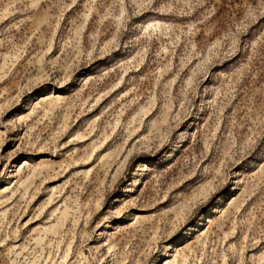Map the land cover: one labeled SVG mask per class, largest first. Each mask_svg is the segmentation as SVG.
I'll list each match as a JSON object with an SVG mask.
<instances>
[{"label": "rangeland", "instance_id": "rangeland-1", "mask_svg": "<svg viewBox=\"0 0 264 264\" xmlns=\"http://www.w3.org/2000/svg\"><path fill=\"white\" fill-rule=\"evenodd\" d=\"M0 264H264V0H0Z\"/></svg>", "mask_w": 264, "mask_h": 264}]
</instances>
